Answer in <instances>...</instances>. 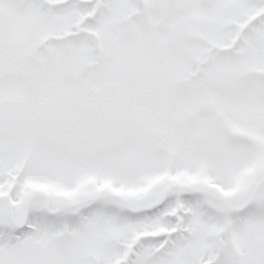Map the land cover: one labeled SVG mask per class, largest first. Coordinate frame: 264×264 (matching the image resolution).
<instances>
[{
    "label": "snow or ice",
    "instance_id": "1",
    "mask_svg": "<svg viewBox=\"0 0 264 264\" xmlns=\"http://www.w3.org/2000/svg\"><path fill=\"white\" fill-rule=\"evenodd\" d=\"M0 264H264V0H0Z\"/></svg>",
    "mask_w": 264,
    "mask_h": 264
}]
</instances>
